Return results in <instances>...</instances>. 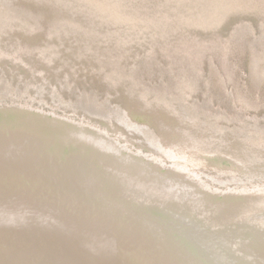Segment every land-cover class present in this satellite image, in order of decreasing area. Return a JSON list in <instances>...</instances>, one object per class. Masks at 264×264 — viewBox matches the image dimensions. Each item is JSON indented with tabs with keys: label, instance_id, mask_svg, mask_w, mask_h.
Masks as SVG:
<instances>
[{
	"label": "water",
	"instance_id": "obj_1",
	"mask_svg": "<svg viewBox=\"0 0 264 264\" xmlns=\"http://www.w3.org/2000/svg\"><path fill=\"white\" fill-rule=\"evenodd\" d=\"M241 1L0 0V4L10 8L3 13L4 17L12 16L18 19L26 18L36 22L41 21L40 24L42 28L46 29L48 26L51 28V32H55L63 26L69 27L66 26V24L60 23L68 20H105L107 23L114 26L118 25L116 28H120V23L124 22V20H128L126 22L134 25L131 30L134 27H142V31L146 32L145 36H147V39L144 38L146 40L144 48L148 53L146 52V55L140 58L144 59L145 57L152 56L159 52H165L169 55L176 44H186L189 38L184 32L187 30L200 31L204 33V35L209 34V30L216 32L223 31L226 26L237 17L234 11L239 13V7L242 5ZM170 3H172V10L169 9ZM222 7H224V9H222ZM212 9L219 13L221 11V16L219 15L218 19L221 23L212 21ZM79 25H82V23ZM211 26L213 28H210ZM71 27L76 33L82 32L79 30L82 27L78 28L74 25ZM183 29H185V31ZM83 32L85 33V30ZM93 32H95L94 34L96 36V41L94 42L98 43V40L100 42V40L103 39V35L101 34L103 29L94 27ZM118 32H120L119 29L115 32H111L110 35H113L111 39L117 38L114 36L119 35ZM150 32L152 35H147L151 34ZM97 35L100 36L97 37ZM127 35L130 36V41H133L132 39L136 37L134 32ZM118 40L122 41L124 44L120 42H116L115 44L120 47H125L124 45L126 42L122 39ZM196 41L194 42L195 44ZM168 42L170 43L169 45ZM131 48L132 47L124 50L125 58H127L130 52L129 50H132ZM137 60L139 59L134 61ZM131 61L134 63L133 60ZM223 84H226V82H223ZM9 103L10 102L0 103V105L4 106ZM14 104L20 105L23 103H11V105ZM23 105L27 106V103ZM39 106L42 105L40 104ZM43 109L51 108L44 105ZM71 115L69 116L72 117ZM94 118L95 117H92V115L85 114V118L80 119L79 116L75 115L73 119L78 123H87L91 126H96L112 135L110 131L106 130L101 121L99 122ZM36 129L44 134H35L31 142L45 148L48 147V145H51V147L56 145L58 148L66 147L76 138V136L71 134H59L60 131L57 130V128L39 125ZM88 153L97 155L98 161L95 162L97 163L96 165H102L105 170H114L115 172L113 175L115 176H111L110 178L118 177L117 181L120 183L117 185L111 184L105 186L102 182L98 183V181H100L98 177V180L93 176L91 178H84L87 176L84 175L83 168L78 170L77 167H72L69 164L70 162L74 163V160L85 161L84 158L80 157L81 155L75 156L77 153H73L70 158L68 157L69 160L67 164L60 167L55 166L49 171H47L48 169H44V171H47H43L44 174L52 172L55 175L56 172L55 176H58V183L62 179L70 180L64 182L73 184L83 181L84 187L88 188L85 189L87 194L81 198H73L71 194L75 192V190L72 191L66 188V183L59 187L50 186L51 194L47 193L51 198L40 196L39 199L36 198L35 200V202L45 205V215L52 220V224L47 222L44 223L42 230L21 229V227L29 228L28 224H25L19 217L9 218L4 216L6 210L14 209L15 211L17 209V207L13 205L23 207L25 205L24 201L9 202L0 200V264H220L216 261V258H214L217 255L221 256L219 258H222L220 262L226 264L231 262L232 258L229 252L224 248V243L218 244V252H216L213 244L207 245L205 243L208 234L203 232V226L195 220L194 215L187 213L188 216L176 214V211L182 213V209L191 210L194 214L200 211L207 214L216 211L214 209L216 205H209L208 201L205 202L206 196H201L200 194L196 196V188L188 186L189 182L181 181L179 176L182 174L179 170L171 168L165 175L155 174L151 182H145V180H140L137 173H134V169L129 168L125 164H121L120 162L117 165L113 164L116 168L109 166L110 164L108 163H111V160L108 157H104L106 153L99 151H96V153L94 151H89ZM100 160L104 161L101 162ZM86 163L84 164L85 166H87ZM104 164H106V167ZM166 164L170 165L169 159L166 160ZM120 166L123 167L121 168ZM2 169H5V171H1ZM2 169L0 170V191L3 187H7L8 183L12 180L10 176L6 178L8 176V174L5 175V173L8 172L6 168ZM91 170L94 174L98 173V169L94 166L91 167ZM129 178L133 180H128ZM40 180L42 179H38L36 185H38L41 190H44L43 188L46 184L41 183ZM124 186L128 187L125 188ZM54 194H56V198L52 197ZM192 195H194V197H192ZM127 196H129L132 201L128 200ZM112 197L118 198L120 201L118 200L116 202ZM149 198L155 203L151 201L150 204H148V201H145L147 203L145 205H143V202L141 203L142 200ZM55 200L56 202H54ZM63 207L67 208V211H69L68 214L75 216L77 219H83L88 223L106 226L101 227L102 229L110 227V237L103 239L100 236H103V234L96 228L91 231L92 233H88L90 231L87 230L90 236L84 239L75 236L72 232L76 231L78 224L69 221L68 224H65L62 216L58 217V214L53 211V209H56L63 212ZM163 207L167 208L164 210L165 213L162 212ZM243 207L251 209L253 211L250 210L252 213L260 209V207L256 209L257 204L252 201L245 203ZM254 209L256 210L254 211ZM12 213L9 214L13 215ZM225 214H227V212H225ZM225 214L223 213L222 215V213H219L216 215L225 217ZM134 216L142 217V222H138L137 219L135 223V219H133ZM222 219L223 218L218 219L216 224L222 225ZM173 221L189 228L186 230L187 233H192L194 235L198 234L193 236V238L200 237L202 243L206 245L202 244V248H199L191 244L190 239H176L168 234L170 233L168 230L167 235L164 236V232L161 228L170 225ZM60 226L67 227L68 229L70 228V232L64 230V228ZM141 227H151V230H149L150 233L148 231H143ZM141 230L144 234L143 236L140 235ZM154 232H157L159 236L154 234ZM108 234L109 232L104 234V236ZM258 234L257 231L253 232L252 237L256 238ZM243 236L244 235H241L239 239H244ZM89 237L91 238L89 239ZM173 239L176 241L181 240L179 243L181 245H177L178 247L174 248L172 243ZM241 243L244 244V242L238 241L236 245L241 250H244L246 245L242 246ZM182 246L183 249H180ZM211 261H215L216 263H210ZM254 262L255 264H264V257L258 258Z\"/></svg>",
	"mask_w": 264,
	"mask_h": 264
},
{
	"label": "bare ground",
	"instance_id": "obj_2",
	"mask_svg": "<svg viewBox=\"0 0 264 264\" xmlns=\"http://www.w3.org/2000/svg\"><path fill=\"white\" fill-rule=\"evenodd\" d=\"M52 61L55 60H50L47 64ZM47 64L43 63L42 65L41 63L42 66ZM35 70L32 69L34 73H31L30 77L35 79L39 76L43 79L42 83L44 84L33 86V88L42 91L44 90L43 86H51L45 79L44 72ZM73 70H77V67H74ZM49 71H52L51 68ZM68 72L65 74L61 72L64 74L63 78H66ZM25 85L30 86L29 83ZM65 88L67 89V87ZM68 89H71V87L69 86ZM53 90L48 91V95L52 96L51 94L55 93L53 97L62 100L58 89H55L56 92ZM57 93L60 94H58L59 98H57ZM73 94L74 91L71 95ZM79 99L82 106L76 105L77 108L87 110L97 117L106 116L102 118H104L103 120L108 127H113V131L106 128L112 135L96 126L78 123L73 117L60 113L56 109H43L44 106L36 107L30 104H27V106L23 104L11 105V103L4 106L0 105V170L6 168V171H8L5 173V175L8 174L6 178H9V176L12 178V182L10 181L8 186L3 187L0 191V200L25 202L23 207L13 205L17 209L15 208V211L14 209L6 210L4 216L9 218L19 217L25 224H28L29 228L21 227V229L42 230L44 223L52 224V220L45 215V205L35 202V200L36 198L39 199L40 196L51 198L48 194H51L50 186L59 187L66 183V188L72 191L75 190L71 197L81 198L85 196L87 194L85 189L88 188L84 187L83 181L73 184L64 182L70 180L62 179L58 183V176H55L56 172L55 175L52 172L44 174V172L52 170L51 168L55 166L60 167L67 164L68 157L70 158L73 153H77L75 156L81 155L80 157L85 159V161L74 160V163H69L70 166L77 167L78 170L83 168L84 175L87 176L84 178L98 177L100 178L98 183L102 182L105 186L119 184L118 177L110 178L115 176L113 175L115 171L112 169L105 170L102 165H96L97 155L88 153L89 151L95 153L99 151L106 153L104 157L111 160V163H108L109 166L116 168L114 166L119 162L125 164L134 169V173H137L140 180H145V182H151L155 174L165 175L171 168L179 170L182 174L179 176L181 181L189 182L188 186L196 188V196L197 194L206 196L205 202L208 201L209 205H216L214 207L216 211L208 214L200 211L194 214L191 210L182 209L185 213L176 211V214L194 215L195 220L203 226V232L208 234L205 243L207 245L213 244L216 252L219 249L218 244L224 243V248L232 258L229 264H255V260L264 257V135L225 134L224 129L214 128L207 123L203 127L197 123L192 125L187 123L185 125L184 119L178 116L169 119L167 115H164L168 113L165 109L155 110L153 111V117H148L145 114L146 109L131 98L127 99L124 108L112 106L110 103L108 104L111 106L108 104L97 105L92 99L88 102L82 97H79ZM153 103L157 108H160V103H157V101ZM189 113L191 114V111L184 115L193 122V117L196 116L190 115L188 117ZM133 118L141 121H135ZM115 124L121 129H116ZM39 125L57 128L60 131L59 134H71L76 138L66 147L58 148L56 145L52 147L48 145L45 148L38 146L31 141L35 134H44L37 131L36 128ZM154 128L158 129L160 134ZM113 134H118V136ZM167 159L171 160L170 165L166 164ZM100 161L103 162L104 160ZM85 163L87 166L84 165ZM92 166L98 169L97 174L92 172ZM104 166L106 167V164ZM44 169L48 170L44 171ZM203 169L207 171H203ZM1 171H5V169ZM38 179H42L43 181L40 180V182L46 184L44 190L36 185ZM128 180L133 179L129 178ZM124 187L127 188L128 186ZM52 197L56 198L57 196L54 194ZM150 198L142 200L141 203L143 202V205L147 204L145 201H148V204H150V201L155 203ZM112 199H115L116 202L120 201L115 197H112ZM127 199L132 201L129 196H127ZM251 201L257 204L256 209L260 207L258 210L254 209V211L256 210L254 213L251 209L243 207L245 203ZM166 209L163 207L162 212L165 213L164 210ZM53 211L58 214V217L62 216L65 224L69 222L78 224L76 231L72 233L81 239L90 236L88 233H92L91 231L94 228L101 231L103 236H100L103 239L110 237V227L102 229L101 227L106 226L77 219L75 216L68 214L69 211L66 207H63V212L56 209H53ZM219 213H222V215L224 213L226 216L216 215ZM141 218L133 217L135 223L137 219L138 222H142ZM220 218H223L221 220L222 225L216 224ZM60 227L70 232V228ZM141 229L149 232L151 227H141ZM187 229L189 228H186L185 225H180L174 221L170 225L161 228L164 236L167 235L168 230L170 232L168 234L176 239H190L191 244L202 248V244H205L202 243V239L200 237L193 238L198 234L187 233ZM87 230L90 232L87 233ZM142 230L140 231L141 236L144 235ZM256 231L259 234L256 238H253L252 233ZM107 232L109 234L104 236ZM154 234L158 235L157 232H154ZM241 235H244V239H239ZM181 240L176 241L173 239V247L180 246ZM238 241L244 242V244L241 243L242 246L246 245L244 250L237 247L236 243ZM181 248L183 249V246ZM218 254L222 255L221 253ZM219 257L221 256L217 255L214 258L220 264H226L220 262L222 258ZM212 262L216 263L215 261L210 263Z\"/></svg>",
	"mask_w": 264,
	"mask_h": 264
},
{
	"label": "rangeland",
	"instance_id": "obj_3",
	"mask_svg": "<svg viewBox=\"0 0 264 264\" xmlns=\"http://www.w3.org/2000/svg\"><path fill=\"white\" fill-rule=\"evenodd\" d=\"M241 2L240 10L236 9L239 13L234 11L237 17L223 31L209 30L204 35L183 29L189 38L186 44H176L169 55L159 52L144 59L140 58L147 52L146 32L142 27L131 30L134 25L128 20L120 23V28L105 20H68L60 23L69 27L51 32L48 26L42 28L41 21L4 17L3 13L10 8L0 4V103L47 105L80 119L89 114L113 131L102 118L106 116L97 117L77 108L76 105L82 106L79 97L118 108H124L131 98L146 109L148 117H153L155 110L165 109L168 113L164 115L169 119L183 118L185 125L197 123L203 127L207 123L224 129L225 134L264 135V0ZM211 15L212 21L221 23L218 21L221 11L212 9ZM73 25L82 27L79 29L82 32L73 31ZM94 27L103 29V39L98 43L94 42ZM118 29L119 35L114 36L117 38L111 39V32ZM133 32L136 37L130 41L127 34ZM118 39L127 45L117 46L116 42L124 44ZM130 47L132 50L125 58L124 50ZM50 60L55 61L47 64ZM32 69L43 71L51 86L46 84L42 91L33 88L44 83L39 76L30 77ZM61 72H68L66 78ZM53 88L58 89L62 100L54 98L55 93L48 95ZM155 101L161 104L160 108L154 105ZM189 111L188 117L196 116L193 122L184 115ZM114 126L121 129L117 124Z\"/></svg>",
	"mask_w": 264,
	"mask_h": 264
}]
</instances>
